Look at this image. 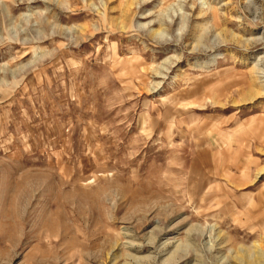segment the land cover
<instances>
[{"label": "rangeland", "instance_id": "obj_1", "mask_svg": "<svg viewBox=\"0 0 264 264\" xmlns=\"http://www.w3.org/2000/svg\"><path fill=\"white\" fill-rule=\"evenodd\" d=\"M0 264H264V0H0Z\"/></svg>", "mask_w": 264, "mask_h": 264}, {"label": "bare ground", "instance_id": "obj_2", "mask_svg": "<svg viewBox=\"0 0 264 264\" xmlns=\"http://www.w3.org/2000/svg\"><path fill=\"white\" fill-rule=\"evenodd\" d=\"M153 33H156V34H161L162 33V31H160V30H155V32H153ZM262 169V168H261ZM247 254V253H246ZM251 258V257H250ZM260 258V257H259ZM258 259V258H257ZM255 262V261H254Z\"/></svg>", "mask_w": 264, "mask_h": 264}]
</instances>
